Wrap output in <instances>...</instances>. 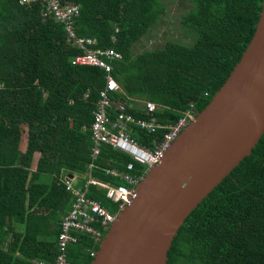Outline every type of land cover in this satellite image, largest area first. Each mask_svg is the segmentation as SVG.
Instances as JSON below:
<instances>
[{
    "label": "trees",
    "instance_id": "1",
    "mask_svg": "<svg viewBox=\"0 0 264 264\" xmlns=\"http://www.w3.org/2000/svg\"><path fill=\"white\" fill-rule=\"evenodd\" d=\"M59 1L79 5L73 20L78 36L95 37L97 46L121 54L111 60L120 85L112 97L126 101L136 119L148 117L140 101L155 102L162 124L206 106L250 41L262 3L188 0L179 15L190 43L166 39L160 47L134 51L166 14L165 0ZM40 11L38 3L0 0V264H52L60 219L71 201L68 174L81 187L88 176L120 184L122 179L104 169L121 171L128 161L105 144L96 166L87 167L104 71L73 64L82 50L68 41L61 22ZM128 128L148 147L164 132L148 133L137 124ZM35 152L39 158L32 169ZM141 170L137 165L135 172ZM88 194L115 209L104 189L90 185ZM78 239L67 257L71 264H90V250L98 244L85 235ZM166 264H264V133L185 218Z\"/></svg>",
    "mask_w": 264,
    "mask_h": 264
},
{
    "label": "water",
    "instance_id": "2",
    "mask_svg": "<svg viewBox=\"0 0 264 264\" xmlns=\"http://www.w3.org/2000/svg\"><path fill=\"white\" fill-rule=\"evenodd\" d=\"M263 133L264 0L240 59L136 186L90 264H166L185 218L251 153Z\"/></svg>",
    "mask_w": 264,
    "mask_h": 264
},
{
    "label": "built area",
    "instance_id": "3",
    "mask_svg": "<svg viewBox=\"0 0 264 264\" xmlns=\"http://www.w3.org/2000/svg\"><path fill=\"white\" fill-rule=\"evenodd\" d=\"M20 4L38 3L41 6V16L51 17L61 22L64 26L68 41L82 50L72 60L73 64L93 65L104 71V87L99 91L96 108L93 110V120L90 125L92 144L89 149V162L87 167L92 169L103 145H110L128 156L123 170L106 168V174L122 179L124 183L116 184L111 181H99L93 176H88L83 186L77 185L78 178H67L66 188L70 191L71 201L68 210L61 216L60 231L57 235V254L52 264H71L67 257L68 246L77 243L80 236L85 235L98 244L105 233L113 225L120 212L134 195L139 182L148 170L157 164L165 151L181 134L185 127L195 120L197 115L194 110L187 109L183 115L173 123H160L154 112L157 108L155 102L142 100L140 105L148 117L134 118L127 111V103L122 99H114L112 94L120 90V85L113 77L111 60L119 59L121 54L111 47L97 46L95 37L78 36L75 33L74 18L79 14V5L74 3L62 4L59 0H18ZM118 29L115 28V31ZM114 39V37L112 36ZM1 85V84H0ZM115 111V114H112ZM113 117V118H112ZM130 124H137L148 133H156L163 129L159 141H153L154 146L141 145L130 135ZM142 166L141 171H136V166ZM76 180V183H75ZM94 185L106 191V196L116 206L110 209L98 199L88 194V188ZM95 248H91L90 256L95 255ZM39 264H43L39 262Z\"/></svg>",
    "mask_w": 264,
    "mask_h": 264
},
{
    "label": "rangeland",
    "instance_id": "4",
    "mask_svg": "<svg viewBox=\"0 0 264 264\" xmlns=\"http://www.w3.org/2000/svg\"><path fill=\"white\" fill-rule=\"evenodd\" d=\"M165 4L167 7L166 14L150 26L148 36L141 39L134 51L160 47L166 39L180 40L184 43L192 41L191 37L186 36L187 33L180 23L181 16L179 15L181 11L187 8L188 0H165ZM35 158L34 161H36Z\"/></svg>",
    "mask_w": 264,
    "mask_h": 264
},
{
    "label": "crops",
    "instance_id": "5",
    "mask_svg": "<svg viewBox=\"0 0 264 264\" xmlns=\"http://www.w3.org/2000/svg\"><path fill=\"white\" fill-rule=\"evenodd\" d=\"M25 147H26V141H24L22 144H21V148L24 150L25 149ZM36 158H35V157ZM34 158L36 159V161H34ZM38 158H39V152H35L34 154H33V157H32V163H31V168L32 169H35V167H36V164H37V160H38ZM70 174V173H69ZM72 176L74 177V178H76V175L74 174H72ZM69 178H71V177H69ZM42 179L43 180H46V179H48V177H46V175H44L43 177H42ZM75 183H76V180H75ZM97 188V187H96ZM98 189H102V188H98Z\"/></svg>",
    "mask_w": 264,
    "mask_h": 264
}]
</instances>
